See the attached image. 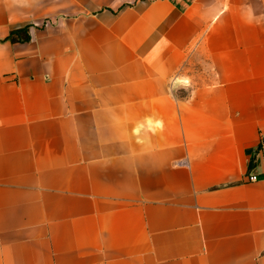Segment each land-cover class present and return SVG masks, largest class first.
<instances>
[{
	"label": "crops",
	"instance_id": "0c3cea01",
	"mask_svg": "<svg viewBox=\"0 0 264 264\" xmlns=\"http://www.w3.org/2000/svg\"><path fill=\"white\" fill-rule=\"evenodd\" d=\"M0 264H264V0H0Z\"/></svg>",
	"mask_w": 264,
	"mask_h": 264
},
{
	"label": "trees",
	"instance_id": "16d2710c",
	"mask_svg": "<svg viewBox=\"0 0 264 264\" xmlns=\"http://www.w3.org/2000/svg\"><path fill=\"white\" fill-rule=\"evenodd\" d=\"M28 29H23V30H21V31H17V32H14V33H12L11 34V37L13 38V39H18V40H27L28 39ZM23 33L24 34V36L23 37H20V38H17L15 35L17 34H19V33Z\"/></svg>",
	"mask_w": 264,
	"mask_h": 264
},
{
	"label": "built area",
	"instance_id": "2783aa9c",
	"mask_svg": "<svg viewBox=\"0 0 264 264\" xmlns=\"http://www.w3.org/2000/svg\"><path fill=\"white\" fill-rule=\"evenodd\" d=\"M257 180V176L252 175L249 177V181H256Z\"/></svg>",
	"mask_w": 264,
	"mask_h": 264
}]
</instances>
